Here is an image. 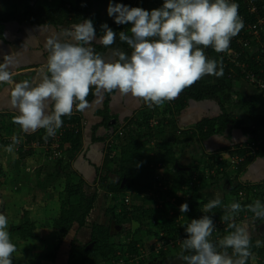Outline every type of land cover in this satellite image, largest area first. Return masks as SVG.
Returning <instances> with one entry per match:
<instances>
[{
    "label": "clouds",
    "instance_id": "obj_1",
    "mask_svg": "<svg viewBox=\"0 0 264 264\" xmlns=\"http://www.w3.org/2000/svg\"><path fill=\"white\" fill-rule=\"evenodd\" d=\"M238 9L236 0H163L152 10L109 0L107 16L116 25H131L128 32L118 33L119 41L131 49L130 54L112 47L117 32L107 23L100 26L102 35L98 36L92 19L84 18L59 34L45 35L46 68L34 83H14V57L4 55L0 84L14 83L9 102L18 114L12 123L25 134L43 129L42 139L47 142L56 136L63 117L71 116L74 106L77 111L89 107L90 90L97 96L114 91L121 96L131 95L152 109L175 99L205 76L222 77V60L206 57L205 50L211 47L223 53L229 49L232 38L244 28ZM95 44L107 49V54L97 52ZM21 142L20 136L13 135L4 150L13 153ZM221 206L222 196L214 192L203 205L202 213L208 214L181 225L185 234L177 257L181 264H248L252 257L250 234L232 221L247 211L253 222H264V201L224 206L223 220L228 222L229 231L214 240L217 226L211 213ZM179 211L187 213L189 205L181 204ZM256 244L259 246L261 241ZM15 251L8 218L0 212V264H13Z\"/></svg>",
    "mask_w": 264,
    "mask_h": 264
},
{
    "label": "trees",
    "instance_id": "obj_2",
    "mask_svg": "<svg viewBox=\"0 0 264 264\" xmlns=\"http://www.w3.org/2000/svg\"><path fill=\"white\" fill-rule=\"evenodd\" d=\"M252 1L257 4L258 7L262 6L264 8V0ZM236 2L239 5L240 14L245 16L246 11L243 7V5H245L243 0H236ZM84 18L92 19L94 27L97 30V35H102L100 29L101 25L94 16L84 10L75 9L65 0H60V3L56 8L36 9L27 11L23 14L0 16V33L2 32L3 25L11 21L69 28L74 23H80ZM245 19L247 23L254 22V17L252 16L250 18L246 17ZM111 29L117 32V39L112 47H118L130 54L131 49H129L126 44L120 42L118 38V33L120 31L128 32L126 26H119ZM94 47L97 52L102 54H106L108 51L99 44H95ZM206 54L208 58L222 60L220 53H216L211 47L206 49ZM222 63L224 74L222 79L215 85L204 84L197 81L193 85L186 87L175 99L166 101L163 105L153 107L152 109L146 107L142 100L140 111L136 112L123 124L110 123L111 117L108 109L109 95L105 98L103 108L100 110L103 120L99 125L93 127L92 132L94 135L99 127H106V129L109 128L115 131L118 129V126H120L123 131V135L118 138L116 158L113 160H107L106 158L104 162V169L107 173L115 174L119 180L117 183L112 184L110 182L109 185H107L104 183L106 182L107 177V175H105L101 182L106 191L117 195V198L121 197L119 199L120 205L106 204V215L109 217V221L112 223L113 227L89 224L91 230V242L88 244L91 245V247L88 248V245H82L74 239L68 248V252L64 254L65 260L62 264L117 263L120 260L118 254L125 245L119 244V246L114 239L110 240L109 237L114 238L115 236H118L115 231L120 229L125 222L131 224L132 232L130 236L128 235L129 242L127 243V246L128 251L130 252L129 254L133 255L137 252L136 245L140 243L141 238L139 235L136 238H134V236L139 234L143 229H146L144 232V235L146 236L157 235V229L164 230L167 233H174V224L176 232L177 230H180L179 228H176L177 222L180 221V228L184 234V229L181 226L182 224L186 223L187 220L199 218L203 214H208L202 213L203 205L207 203L204 197L198 192H193L192 194H189L190 197L187 200H183L182 196L186 195L189 191L183 192L182 187L187 185L184 182L185 177H187L188 180H191V177L195 172L203 174L206 168L209 167V162H201L196 166H181L173 149L174 143L181 141V136H177L176 138V128H174V125L171 123L166 124L164 119H162L168 115L172 116L169 119L170 121L174 120L175 115L182 111L189 101L200 102L204 100H214L221 106V114L217 119L202 120L194 126L193 133L199 138V141H205L215 134H222L228 125H231L233 129L239 130L244 136L251 137L255 151L254 154L246 156L244 162L238 167L237 171L239 174L245 172L247 167L254 161L264 159V138L262 140H259L258 138V133L264 131V117L257 113V105L253 100L243 104V107L247 112V123L239 118L235 119L230 113H228L224 105L227 104V99L229 100L230 96L228 92L224 93V89L229 88L227 87V82L233 81V79H241V76L239 74L240 72L236 69L233 73L230 72L231 65L225 60H222ZM250 69L257 72L258 75L264 79V65L258 67L253 64ZM113 93L114 92L111 94ZM261 96L263 95L261 94ZM93 97V91L90 90L89 96L87 97L89 103L92 101ZM79 114L80 111L78 114L76 113L71 114V116L68 117H63V124L69 123L81 127V117ZM152 120H156L157 124L150 127V122ZM168 127H170L169 133L167 132ZM189 137L190 136H188V139ZM62 145L64 149L63 157L54 162L51 171L47 175L48 177L37 183L38 187L44 190L47 184H52L62 177L64 180L65 177L68 179L64 183V189L59 192L63 196L62 198L60 197L59 216L52 220L51 225L53 234L60 236L58 243H61L62 239L67 237L73 225H77L79 229L88 225V218L93 212L95 203L98 199L96 191L89 195L84 193L82 181L79 178L77 179V174L71 169L72 159L82 147V131L80 130L78 133L68 132ZM239 154L241 155V153ZM223 156L226 158L229 157L228 154H224ZM210 160H213V158ZM157 164L170 168L172 179H170L169 182L166 177H163L165 181L164 183H167L169 191H163L162 188H159L156 193L161 196L163 194H174L175 211L172 204L170 205L169 202H166L162 210H156L153 208V204H149L150 200L146 194L148 191H154L157 189L155 171L152 168ZM137 165H139V167H137ZM110 166H114V169ZM215 166L216 164L210 166V168L214 169ZM37 170L42 169L39 167ZM69 176L74 180L70 181ZM223 176L225 178L224 187L227 189L229 188L230 193L233 194L235 192V187L232 184L233 182L227 177L226 173L221 177ZM76 181H78L77 184ZM123 181V187H121ZM226 182L228 184H226ZM127 192L132 193L130 206H125L123 202L125 198L124 194ZM119 195L123 196L119 197ZM198 200H200V202ZM183 203L189 205V211L182 214L179 211V207ZM226 205V201L222 200V206L214 209L211 213L214 215L213 218L223 220V216L225 215L224 206ZM241 205L244 206L243 203ZM169 211L173 213L172 217H168L170 213ZM0 212L6 215V212L1 205ZM30 212L31 208L27 206L23 207L19 214L20 224L18 226H12L8 219V231L11 239H13V234L17 232V239L19 241H26L28 239L43 241L42 237H40V235L34 230L35 219L30 217ZM251 215L252 214L250 213L249 224L251 225L248 223H237V225L245 227L250 234L252 257L249 259L248 264H264V238L260 236L257 237L254 233L255 230H252L254 224H258V222L261 221L253 222L251 220ZM157 216L161 217V219L164 218V220L155 222ZM6 217L8 218V215H6ZM179 217H182V220H179ZM152 222H155L156 225L155 223L151 224ZM223 235L224 233L221 234V237H223ZM258 240L261 241L259 246L256 244ZM59 245L60 244L55 246L53 256L45 260L47 263H42L40 259L37 263H35V261L34 263L33 261H29L28 264H55V254ZM162 259L164 260L165 257L161 252L156 256H148L146 261L148 264H158V261H161ZM12 261L13 264H24V262L17 260L14 257H12ZM58 264H60V262H58ZM124 264H129V262L125 261Z\"/></svg>",
    "mask_w": 264,
    "mask_h": 264
},
{
    "label": "crops",
    "instance_id": "obj_3",
    "mask_svg": "<svg viewBox=\"0 0 264 264\" xmlns=\"http://www.w3.org/2000/svg\"><path fill=\"white\" fill-rule=\"evenodd\" d=\"M65 1H67L75 9L84 10L85 12L94 16L100 25H102L103 23H107L110 28L126 26L127 30L131 26L116 25L113 20L107 16L106 9L109 0ZM115 2L127 4L132 7H142L146 10H152L160 7L163 0H115ZM59 3L60 0H0V16L23 14L27 11L36 9L56 8ZM64 28L65 27L62 26H43L31 24L28 22L18 23L14 21L5 23L3 25L2 32L0 33V61H2L4 55H13L15 67L12 69V79L14 83H18L23 80H29L34 83L38 79L39 75L46 68L45 61L47 59L48 53L44 48L45 35L50 33L59 34ZM205 55L207 57L206 50ZM221 79L222 77L215 78L205 76L198 81L204 84L215 85ZM14 83L0 84L1 135L25 134L20 132L18 125L12 123V118L18 114L9 102ZM227 83V87L229 88L224 89V93L228 92L230 99H227V104H225L224 107L227 109L228 113H230L235 119L239 118L242 121H246L247 113L240 114L238 113V110H243V104L253 100L257 105V113L264 117V96H261L260 92L256 88L249 85L242 79H233V81ZM108 95V109L109 115L111 117V124H123L125 123V121H127V119L131 118L136 112H139L141 109L142 100L131 95L121 96L119 92L116 91H114L113 94L101 93L99 96L94 95L92 101L89 103V107L84 111H81L82 118L80 121H82L83 123L82 147L72 159L71 169L74 173L77 174V179L79 178L82 181L83 188H90L96 191L98 194V199L93 210V222H91V224L113 227L112 223H110L109 221V217L106 215L105 206L107 203H110V205H114L119 201L121 197L117 198V195L106 191L104 185L101 184L105 175H107V177L106 182L104 183L107 185H109L110 182L112 184L117 183L119 180L115 174L107 173V171L104 169L105 159L107 158V160H110L108 156L105 155L104 150L105 138L109 134L110 130H108L109 128L106 129L105 127H99L95 131L94 135L92 132L93 127L99 125L103 120L100 110H102L104 100ZM220 114L221 106L214 100H204L200 102L189 101L186 107L177 115H175L174 120L170 121L169 119L172 116L168 115H166L165 118H162L164 119V122H166V124L171 123L172 125H174V128H176V138L177 136H181L182 142H175V145L173 147L174 153L178 158L181 166H196L201 162L204 163V160L202 159H205L206 156L216 157L223 156L224 154H228L230 156L232 154L239 153H241V155H244L242 146L248 147L249 145H251L252 139L250 136H244L239 130L233 129L231 125H228L222 134H215L205 141H199V138L194 135V126L197 123L202 120L217 119ZM156 124L157 121L152 120L150 122V127H153ZM118 128H120V126H118ZM42 131L43 129H40L35 133L26 135L37 137ZM167 132H170V127L167 128ZM188 136H190L189 139ZM4 149L5 148L0 146V205L6 212V215H8L9 222L12 226H18L20 224V211L25 206L31 208V218L35 219L42 213L44 217H47L49 204L53 202L58 203V200L61 199L60 193L58 195L54 193L52 197L49 196V189L53 186L54 182L52 184H47L43 192H41V190H38L37 188V180L35 179L34 175H32L30 171H27L28 169H31L30 166L33 165L31 164L32 162L30 163L28 161V159L36 157H38V159L36 158V160L41 159L38 155H31L32 157L17 156L14 153L6 152ZM15 158L17 159L15 160ZM259 160L261 161V159ZM257 162L258 161H256L255 163ZM255 163L253 162L252 164ZM41 164L39 163V167L42 166ZM53 164L54 163H46V167L44 169H47L46 171L50 172ZM251 165L247 167V170H250L249 167ZM33 166L36 168V164ZM110 167L114 169V166ZM253 167L254 166L252 165L251 169ZM195 174L198 173L195 172ZM168 177L169 179H172L171 175ZM56 183H58V181H56ZM77 183L78 181H76V184ZM123 183L124 181L122 182L121 187H123ZM195 185H198V188L193 187V190L187 192V196L185 197V199L182 198L183 200H187L190 197L189 194H192L193 192H198L200 194L201 192L205 194L214 193L213 190H208L209 187H202L203 184ZM13 191L17 193H12ZM150 192L151 191L147 192V195L149 197H151ZM215 192L220 193V191ZM130 194L131 192H127L124 195L125 197H128L127 195ZM198 201L200 202V200ZM155 207L156 210H161V207L158 206L157 202H155ZM58 216L59 214H57L54 219L58 218ZM156 219L158 221L156 220L155 222L161 221V217L157 216ZM155 222H152L151 224ZM143 230L142 231L145 232L146 229ZM70 231H73V234L69 240V247L74 239L82 245H87L91 242L90 225H87L80 229L77 225H73ZM157 231V233H159V231L165 232L164 230L158 229ZM115 232L117 233L118 230H116ZM155 236L157 235L154 234V236H146L143 234V236H141L140 238L139 243V245H141V248H145L146 252L149 251L151 245L154 242L153 237ZM178 248L180 247L175 248L174 251L171 250V253L162 252V255H164L165 259H162L161 261L159 260L158 264H181L180 260L177 258L180 252ZM67 252L68 250L64 251V254ZM125 252H128V254L130 253L126 245L121 250L122 254H124ZM147 253L149 254L150 252ZM152 255L154 256V254L150 253L149 257ZM58 258L59 257L56 256L55 264H58ZM146 260L141 261L139 264H148Z\"/></svg>",
    "mask_w": 264,
    "mask_h": 264
},
{
    "label": "built area",
    "instance_id": "obj_4",
    "mask_svg": "<svg viewBox=\"0 0 264 264\" xmlns=\"http://www.w3.org/2000/svg\"><path fill=\"white\" fill-rule=\"evenodd\" d=\"M243 3L245 4L243 5L246 11L245 16L240 14L239 9L238 12L240 17L243 19L244 28L236 37L232 38L229 49L226 52L220 53V56L222 60H225L229 65H231L230 72L233 73L235 69L238 70L240 72L239 74L241 79L256 88L260 94L264 96V79L261 78L257 72L250 69L253 64L258 67L264 65V8L262 6L258 7L252 0H243ZM251 16L254 17V22L247 23L245 18H250ZM76 113L78 114L79 111H77L74 106L72 114ZM80 122L81 127L69 123L63 124V126L57 131L56 136L49 138L47 142L42 139L45 135L44 130L37 137H32L31 135L26 134L18 135L22 138V142L15 148L13 153L22 157L38 155L41 160L43 159V161H45V163H54L61 159L64 155L62 142L68 132L78 133L80 130L82 131V121ZM122 135V129L118 128L106 136L104 150L105 155H107L109 159H114L116 156L115 147L117 145L118 138ZM12 136L13 135L0 134V146L5 148L9 145L11 143ZM242 150L244 155L232 154L227 158L224 156H217V159H215L212 164V166L216 164L214 169L205 170L204 174L214 176L215 172L218 174L220 173L219 175L227 173V168L237 170L244 162L246 156L254 154L255 148L253 143H251L248 147L242 146ZM196 175L197 174H194L191 177L192 181L182 187L183 192L190 191V188L195 184V181L197 179L199 181L201 180L199 178L200 175ZM155 179L157 180V178ZM158 185L159 184L157 183L156 188H158ZM154 192L156 191L150 193L151 197L155 194ZM185 197V195L182 196L184 199ZM261 199L264 200V193L263 196L261 195ZM123 202L125 206H130L129 197H125ZM172 215L173 213L170 212L171 217ZM179 220H182V217H180ZM179 222H177L176 228H179L180 230L175 232L174 224V233L159 231L157 236L153 237L154 242L151 245L150 250L147 252L159 255L161 252H168L180 247V240L185 238V234H183ZM214 222L217 228L213 233V238L217 239V237L221 236L222 233L228 232V222L215 218ZM136 249L137 252L133 255L128 254V252H125L124 254L120 252L118 254L120 256V260L115 264H124L125 261H128L129 264H139L141 261H145L150 253L148 254L145 248H141V245L139 244L136 245Z\"/></svg>",
    "mask_w": 264,
    "mask_h": 264
},
{
    "label": "rangeland",
    "instance_id": "obj_5",
    "mask_svg": "<svg viewBox=\"0 0 264 264\" xmlns=\"http://www.w3.org/2000/svg\"><path fill=\"white\" fill-rule=\"evenodd\" d=\"M238 113L240 114H246V110L243 108V110H238ZM81 111H80V117H81ZM82 118V117H81ZM80 118V120H81ZM113 121V120H112ZM246 123L248 122L247 118H246ZM115 123V122H114ZM116 124V123H115ZM83 126V123H82ZM106 128V127H105ZM109 134L110 132L114 131L112 129H108ZM258 138L259 140H262L264 138V131H260L258 133ZM252 141V140H251ZM253 143V141H252ZM175 145V143H174ZM185 154V153H184ZM32 157V156H31ZM38 159V157H36ZM36 158H32L34 160H36ZM213 160H210L212 159ZM17 158H15L16 160ZM32 159H28V161L35 165L36 164V168L32 165L30 166L31 169H28L27 171H30L32 173V175H34L35 179L37 180V183L41 180H45L46 177H48L47 175L49 174L48 171H46L44 168L46 167V163L45 161L42 160H32ZM195 159V158H194ZM198 159V158H197ZM217 159V156H206L204 160L205 162H209L208 164L210 166H212L213 161ZM11 160V159H10ZM200 160V159H199ZM256 161H258L257 163H255ZM254 161L255 164H252L254 167L251 169V166L249 167L250 170H246L243 173H238L237 170L235 169H230L227 168L226 169V174L227 177L233 182V186L235 187V192L232 194L229 191V188H225L224 187V183H225V178L224 176L221 177L222 175H219L218 173L215 172L214 176L210 175V174H197L200 175L199 178L204 179L199 181L198 179L195 181V184H203L202 187H209L208 190H213L215 191H220V194L222 196V200L226 201V204H230L232 202H239V203H243V205H247L250 203H253L256 199H260L262 201H264L263 199H261V195L263 196L264 193V159H261V161L258 159ZM35 162V164H34ZM42 162V164H41ZM39 163L42 165L40 166V168L42 170H37V168H39ZM30 164V165H31ZM159 167H158V166ZM155 165L153 168V170L155 171V178H157V183L158 188L155 189L154 191H157L159 188H162L163 191H169L168 189V185L167 183H164V179L163 177H166L167 175V180L170 182V179L168 176L171 175L170 172V168L164 167L160 164ZM207 167L206 170H211V168ZM6 168V167H5ZM8 168V167H7ZM52 168V167H51ZM210 168V169H209ZM51 171V169H50ZM47 172V173H46ZM196 175V176H197ZM219 176V177H218ZM70 181H73L74 179L71 178V176H69ZM68 180L67 177H65V180L59 179L56 180L58 181V183H56V181L53 183V186L49 189V196L52 197V195L55 194H59L60 191H62L64 189V183L65 181ZM191 182L192 180H188L187 177H185V184H188V182ZM203 181V182H202ZM206 183V184H205ZM194 184V185H195ZM198 188V185L192 186L190 189L193 190L192 188ZM201 187V188H202ZM38 190H41V192H43V190L40 187H37ZM18 189V188H17ZM84 193L85 194H93L94 190L90 189V188H83ZM219 189V190H217ZM199 190V189H197ZM202 190V189H200ZM16 191V190H14ZM12 192V193H17V192ZM204 199L206 201H208L209 199L212 198L213 193L210 194H205L202 193ZM123 196V195H119ZM129 196V198H131L132 200V193ZM147 197H149L146 194ZM187 196V195H185ZM60 197L62 198V194H60ZM149 204H153V208L156 209L155 207V202H157L158 206L161 207V210L164 208L166 202H169L170 205L172 204V207L175 211V195L173 194H163L158 195L156 192L155 194L151 197H149ZM60 201L58 200V203L53 202L50 203L48 206V211H47V217H44L43 213L40 214L39 216H37L35 218V232L37 234H40V237H42L43 241H35L33 239H28L26 241H19L17 238L18 233L16 232L15 234H13V239L12 242L16 245V251L12 254V257H14L17 260H20L22 262H24V264H28L29 261H35V263H37L38 260L41 259L42 263H47L45 260H47V258L52 257L53 256V250L55 248L56 245H59L58 250L56 251V256L59 257L57 259L58 262H60V264L63 263V261L65 260L64 258V251H67L69 248V240L72 237L73 231L69 232V235H67V237H64L61 241V243L59 242V238L60 236H56L55 234H53L52 232V220H54V217L57 216V214H59V209H60ZM159 202V203H158ZM55 205V206H54ZM114 205H120L119 201L117 203H115ZM55 212V213H54ZM169 213V212H168ZM93 212L90 214L89 218H88V225L91 224V222H93ZM170 216V215H169ZM168 216V217H169ZM250 219V213L247 211H243L239 214H237L234 217V220L232 222L234 223H239V224H244V223H250L249 221ZM161 220H164L161 219ZM146 224V221H145ZM262 224V222H258V224H254V227L252 230H255L254 233L256 234V236H259V226ZM251 225V224H249ZM133 226V224H132ZM252 227V226H251ZM132 229H131V224L125 222L120 229H118V236H115L114 238L109 237L110 240L114 239L115 242L117 243V245L119 244H124L127 246V242L128 241V237L131 235ZM144 232L141 231L139 234L135 235L134 238L139 236H143ZM227 232L224 233V235H226ZM129 235V236H128ZM223 235V236H224ZM222 238L221 236L217 237V239ZM214 240H216V238H213ZM18 242H17V241ZM120 246V245H119ZM150 248V247H148ZM180 250V248H178ZM175 249H173L172 251H174ZM171 253V251H168ZM154 256H156V254H154ZM56 259V257H55ZM89 264V263H87Z\"/></svg>",
    "mask_w": 264,
    "mask_h": 264
},
{
    "label": "flooded vegetation",
    "instance_id": "obj_6",
    "mask_svg": "<svg viewBox=\"0 0 264 264\" xmlns=\"http://www.w3.org/2000/svg\"><path fill=\"white\" fill-rule=\"evenodd\" d=\"M259 236L264 238V222L259 226ZM88 248L91 247V245L87 244Z\"/></svg>",
    "mask_w": 264,
    "mask_h": 264
},
{
    "label": "water",
    "instance_id": "obj_7",
    "mask_svg": "<svg viewBox=\"0 0 264 264\" xmlns=\"http://www.w3.org/2000/svg\"><path fill=\"white\" fill-rule=\"evenodd\" d=\"M226 184H228L227 182H226ZM195 197V196H194ZM196 198V197H195Z\"/></svg>",
    "mask_w": 264,
    "mask_h": 264
}]
</instances>
